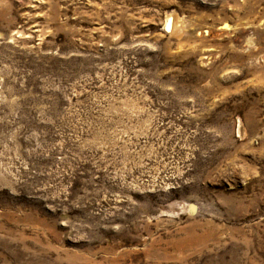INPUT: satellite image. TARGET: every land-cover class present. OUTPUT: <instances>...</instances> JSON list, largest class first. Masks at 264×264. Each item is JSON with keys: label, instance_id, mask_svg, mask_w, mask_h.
I'll use <instances>...</instances> for the list:
<instances>
[{"label": "rangeland", "instance_id": "374dc122", "mask_svg": "<svg viewBox=\"0 0 264 264\" xmlns=\"http://www.w3.org/2000/svg\"><path fill=\"white\" fill-rule=\"evenodd\" d=\"M0 264H264V0H0Z\"/></svg>", "mask_w": 264, "mask_h": 264}, {"label": "bare ground", "instance_id": "6f19581e", "mask_svg": "<svg viewBox=\"0 0 264 264\" xmlns=\"http://www.w3.org/2000/svg\"><path fill=\"white\" fill-rule=\"evenodd\" d=\"M165 27L168 29V30H171L173 28V19L171 16L167 17V20H166V25ZM229 25L228 24H225L224 26H222V28H228ZM176 28V27H175Z\"/></svg>", "mask_w": 264, "mask_h": 264}]
</instances>
